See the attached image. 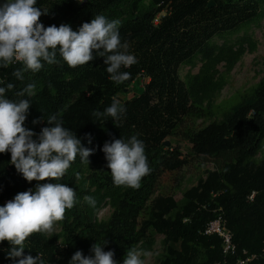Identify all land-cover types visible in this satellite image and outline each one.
I'll list each match as a JSON object with an SVG mask.
<instances>
[{
	"label": "trees",
	"instance_id": "trees-1",
	"mask_svg": "<svg viewBox=\"0 0 264 264\" xmlns=\"http://www.w3.org/2000/svg\"><path fill=\"white\" fill-rule=\"evenodd\" d=\"M36 6L47 11L40 17L45 27L67 24L75 31L96 15L120 20L121 43L138 63L122 69L131 78L121 84L110 79L100 56L70 68L57 52L56 63L25 71L22 81L13 75L21 64L0 68V86H15L6 93L9 99H20L15 92L35 84L36 94L23 97L31 101L25 127L38 136L51 126L49 116L57 115L83 147L94 149L89 164L77 156L63 180L40 182L72 187L77 203L57 222L54 235H31L24 254L41 256L45 264H69L77 250L93 255L91 246L105 239L103 250H112L117 264H123L129 249L146 252L162 235L158 264H237L251 255L246 264H264V78L225 100L227 110L215 104L227 74L257 46L250 29L264 19V0H37ZM197 63V73L179 75L180 66ZM139 77L147 78L141 87L135 84ZM132 91V98L119 99ZM113 101L126 109L120 127L94 115ZM34 119L39 122L33 124ZM199 119L208 123L199 128L187 123ZM133 135L145 145L151 173L139 189L114 186L103 145L120 138L127 142ZM191 163L213 168L179 194H155L164 175ZM36 183L16 171L10 153L0 154V206L18 192L34 190ZM85 196L94 197L96 206ZM104 205L110 215L98 220ZM216 219L230 233L233 253L224 252L218 234L205 233ZM9 247L0 242V264L19 259L7 256Z\"/></svg>",
	"mask_w": 264,
	"mask_h": 264
},
{
	"label": "clouds",
	"instance_id": "clouds-1",
	"mask_svg": "<svg viewBox=\"0 0 264 264\" xmlns=\"http://www.w3.org/2000/svg\"><path fill=\"white\" fill-rule=\"evenodd\" d=\"M36 4L37 0H4L0 3V68L21 64L23 67L16 69L13 75L22 81L25 71L36 73L45 62L49 65L56 63L59 52L70 68L89 64L95 56H100L104 58L106 71L115 84L131 78V73L122 69L130 68L138 61L127 52V45L121 43L120 20L96 15L75 31L67 24L45 27L40 17L47 11ZM3 83L0 80V84ZM14 87L12 83L0 86V154L10 153V163L16 171L26 181L37 183L34 190L18 192L0 206V242L7 241L10 245L9 258H19L15 264H45L41 256L24 254L25 242L37 233L47 238L54 235L57 222L65 219L67 210L75 206L77 199L75 190L64 183L40 182L63 180L77 156L89 164L88 158L94 149L83 147L80 139L63 126L57 115L49 116L47 123L51 126L43 127L38 136L25 127L31 101L23 97L36 94L35 84L30 83L16 91L15 96L21 97L18 100L6 95ZM125 112L119 101H113L104 113L94 112V115L109 117L115 126L120 127L119 121ZM38 122L36 119L32 121L33 124ZM34 136L37 139H33ZM86 137L91 143L90 134ZM102 151L114 186L139 189L142 178L151 173L145 145L135 135L127 142L122 138L105 142ZM77 179H80L79 174ZM84 200L90 206H96L94 197L85 196ZM107 243L105 239L102 243H94L90 249L93 255L86 256L77 250L69 264H117L114 252L103 250ZM146 255L137 249H129L123 264H146L142 258Z\"/></svg>",
	"mask_w": 264,
	"mask_h": 264
},
{
	"label": "rangeland",
	"instance_id": "rangeland-1",
	"mask_svg": "<svg viewBox=\"0 0 264 264\" xmlns=\"http://www.w3.org/2000/svg\"><path fill=\"white\" fill-rule=\"evenodd\" d=\"M260 24V26H254L250 29V32H252L253 37L257 42L255 50H246L244 52V55L234 65L231 72L227 74V82L215 99V104L222 107L221 111H223V108L224 110H227V103H225V100H233L235 97L234 95L245 92L252 86L258 84L264 78V19L260 22ZM198 67L199 63H197L195 67L183 65L178 68V73H180L179 75L181 77L190 72L197 73ZM220 70L222 71L223 68L221 67ZM146 82L147 78L139 77L135 81V84L138 87H141L142 84ZM134 91L137 92V89ZM133 93L134 92L132 91L127 94H119V99L122 101L128 100L132 98ZM221 114L222 112L217 114L218 120L222 118ZM187 123L191 124L193 127L199 128L208 123V121L199 119L195 122L187 121ZM212 168V165L208 163L202 164L201 166L191 163L177 173L166 174L162 178L155 194H179L195 185L198 177L204 175L205 170ZM110 212L111 208H109L108 205L102 206L97 213V219H106L110 215ZM161 240L162 235H156L155 241L150 250L146 252L139 250L143 253H147L146 256L142 257L145 259L146 264H158V259H160L163 253Z\"/></svg>",
	"mask_w": 264,
	"mask_h": 264
},
{
	"label": "built area",
	"instance_id": "built-area-1",
	"mask_svg": "<svg viewBox=\"0 0 264 264\" xmlns=\"http://www.w3.org/2000/svg\"><path fill=\"white\" fill-rule=\"evenodd\" d=\"M1 2V0H0ZM159 19V15L154 19L153 23L157 24ZM205 233L206 234H218L220 237H222L223 242H224V252H232L234 250V247L230 244V233L222 226L221 220L220 219H216L211 221L207 228L205 229ZM254 258V255H251V257H248L244 260L239 259L237 260V264H246L249 261H251V259Z\"/></svg>",
	"mask_w": 264,
	"mask_h": 264
},
{
	"label": "water",
	"instance_id": "water-1",
	"mask_svg": "<svg viewBox=\"0 0 264 264\" xmlns=\"http://www.w3.org/2000/svg\"><path fill=\"white\" fill-rule=\"evenodd\" d=\"M213 5V2L212 1H210L209 2V4H208V6H212Z\"/></svg>",
	"mask_w": 264,
	"mask_h": 264
}]
</instances>
